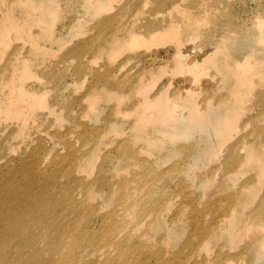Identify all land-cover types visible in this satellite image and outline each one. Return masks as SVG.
Returning a JSON list of instances; mask_svg holds the SVG:
<instances>
[{"label": "rangeland", "instance_id": "obj_1", "mask_svg": "<svg viewBox=\"0 0 264 264\" xmlns=\"http://www.w3.org/2000/svg\"><path fill=\"white\" fill-rule=\"evenodd\" d=\"M161 1L56 0L51 12L49 0L45 11L39 0H0V180L28 165L23 182L39 175L33 189L59 203L47 200L54 216L41 235L25 225L14 238L0 218V233L10 231L0 235L1 264H264V220L251 216L264 181L243 162L250 148L264 157V0ZM154 11L178 19L180 40L136 34L111 51L115 33ZM189 21L198 31L180 46ZM192 49L203 50L198 79L175 63ZM149 83L147 97L167 89L176 112L139 126L131 113ZM232 90L243 96L226 114L214 100ZM193 105L207 116L201 126H189ZM31 235L42 239L25 245Z\"/></svg>", "mask_w": 264, "mask_h": 264}, {"label": "bare ground", "instance_id": "obj_2", "mask_svg": "<svg viewBox=\"0 0 264 264\" xmlns=\"http://www.w3.org/2000/svg\"><path fill=\"white\" fill-rule=\"evenodd\" d=\"M39 1H40L41 8H43L45 11L46 5L42 4V0H39ZM55 1L56 0H49L48 2L49 7L51 6V12L53 11L56 12L57 10V3ZM154 1H156V3H158L159 5H160V2H162L161 0H154ZM187 14L185 15L188 16ZM161 16L162 15H160V12L158 13V11H154L150 13V15L144 16L141 20H139V23L142 24L144 21H147V22L144 23L143 26H140V24L136 26L137 29L131 33L129 32V30L132 29L135 22H133L134 21L133 19L130 20L131 19L130 18L129 19L130 22L128 26L125 27L127 32H124L121 35L115 33L111 37V42L115 45L111 51L114 50L113 53H115L116 55L121 54V52L124 50L123 41H126L129 36H133L136 34H140L141 37H146V39L155 38L154 41L155 40L160 41L162 39H168V38L175 39V37L178 40L181 36V35L179 36V30H178L180 26H178V23L177 24L175 23L178 19L175 22H173L172 19L174 17L173 18L170 17V19H167L169 17L167 16L161 17ZM190 17L192 18V16H189V18ZM216 17H217L216 15H209L207 17V20L212 23L211 24L212 27L214 26V28L216 27L217 29L219 27L218 23L214 21ZM4 23L8 25L11 24L10 21H4ZM185 24H184L185 28H188V31L183 33L185 40L183 41L181 40L179 42V45L184 46V47H186L188 44L189 45L193 44L192 38L198 31L197 26L195 25V22H192L191 24L189 21V23L186 22ZM143 28L144 30H146V33L142 35V32L140 31H142ZM149 28H152L154 30H150ZM231 32H234V33L237 32V28H233ZM220 35L222 36V39L224 41L228 38V36L226 35V32L224 31H221ZM133 47H134L133 43L128 44L127 46V48L129 49H132ZM223 48H225V45ZM176 50H177L176 51L177 53L179 52L183 53L182 50H178V49ZM222 50L220 49L219 51H222ZM199 51L196 49H192L189 54L183 56L184 60L182 62H179V55L176 54L177 55L176 58L178 62H175V63H178L177 66H179L180 64H183L184 67L186 68L195 69L197 79L199 78L200 75H202V72L199 70L202 69V67L200 66L201 64L204 63L203 62L204 61L203 60V50L200 49ZM253 51L254 50H251L246 55L249 56L253 54ZM15 70L19 73L20 71H23L24 69L21 66L17 65L15 67ZM246 80L247 78L241 76L240 81L243 86L245 85ZM105 82H107L109 86L120 87V85H118L117 82H114V80L106 79ZM219 82L222 84L223 83L228 84L230 82V77L222 78L221 80H219ZM139 84L141 85V81H139ZM149 85L150 83L142 87L143 89L145 88L143 91H140V93L143 95V100L141 101L139 107L133 110L131 113V115L134 116V119L139 126L144 125L145 123L153 120L154 118L156 120H159L163 124L166 120L173 119V114L176 112L175 110L176 105L174 103V98H171V96L168 95V92L166 91L167 89L162 90V92H160L157 97L150 100L147 97V94L149 93ZM240 93H241L240 90L238 91L232 90L231 92H229V94L227 93L228 95L226 94L227 96L226 95L221 96L218 99L214 100V104L217 105L218 107H224V109L226 110L225 113L230 114V112H232L233 109L232 108L229 109V108L235 102V100L238 99V96L240 95ZM106 94L108 97L111 96V92L107 91ZM242 96L243 94L241 93L240 97ZM177 98H180V96L178 95ZM14 99L17 102H20V99L18 96H16ZM98 99H99L98 95L91 97L89 99V101L91 102L90 104L94 105ZM195 107L196 106L193 105L189 107L188 109L189 126L193 125L194 122H198V125L201 126L202 123L206 122V119H207V116L205 115V113L199 112V110L195 111ZM230 118L231 120H233L232 116H229L225 119L226 120L225 125H224L225 129L232 128V125H231L232 122L229 121ZM37 133L38 132H34V134H37ZM226 136L228 137L229 134H226ZM246 145L247 144L244 145V148ZM230 162L232 161H229L228 163ZM234 162L240 163L241 160L239 158H235ZM243 162L248 168L256 167L258 169L257 174H256L257 176L256 181L258 183H261V181H264V157L254 156L252 154V148H250L247 150L246 159H244ZM28 170H29L28 165L24 166L23 174H20V175H15L14 170H9V178L3 179L2 181L0 180V218H3L6 226H10L14 229V230L13 229L11 230L13 237H14V234L19 233L20 228H22L25 225L27 226V229L32 233V235H41L39 231L41 227L46 226V221L44 222L46 217L54 216L53 213H51L52 211L51 208L48 209L46 207L47 200L51 201L48 195V192H46V190L38 191L37 189H33L42 180V178L39 175H32L31 180L28 183L23 182L22 177L28 173ZM125 188L126 186L124 187V189ZM64 193L66 194L65 190H64ZM20 201L23 202V206L15 208L16 205H19L22 203ZM57 204H59L58 200L51 201L50 207H53L54 205L57 206ZM65 205L69 209L73 208V204L70 202L68 197H67V201L65 202ZM38 212L42 214V217L37 221L39 224L36 226L37 224L36 221H29L26 224V220L24 218L27 216H34ZM251 216L254 219H257L258 217H260L262 220H264V202L258 203V206L255 207ZM229 222L233 224V221H229ZM14 225H16V228ZM8 232L10 231L0 233V235H4ZM232 234L236 235L237 231L234 230ZM32 235L30 237H24L23 241L25 245H29L35 239H42L41 236H32ZM11 241L12 239L10 237L6 238V247L8 246L7 244ZM36 256L37 257L33 258V261H37L38 259H40L41 255L37 254ZM1 257H2V247H0V264L3 263L1 262Z\"/></svg>", "mask_w": 264, "mask_h": 264}]
</instances>
